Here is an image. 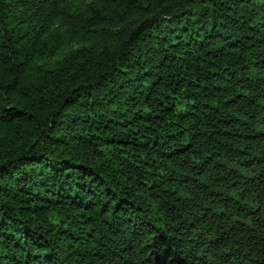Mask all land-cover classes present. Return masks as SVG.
Returning <instances> with one entry per match:
<instances>
[{"label":"trees","instance_id":"trees-1","mask_svg":"<svg viewBox=\"0 0 264 264\" xmlns=\"http://www.w3.org/2000/svg\"><path fill=\"white\" fill-rule=\"evenodd\" d=\"M0 264H264V0H0Z\"/></svg>","mask_w":264,"mask_h":264}]
</instances>
